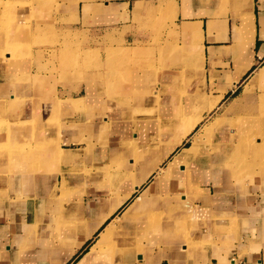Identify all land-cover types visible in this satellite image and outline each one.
I'll return each mask as SVG.
<instances>
[{"label":"crops","instance_id":"crops-1","mask_svg":"<svg viewBox=\"0 0 264 264\" xmlns=\"http://www.w3.org/2000/svg\"><path fill=\"white\" fill-rule=\"evenodd\" d=\"M53 18L55 30L109 42L124 37V46L135 57L155 51L158 59L163 48H170L175 54L169 69L151 88L154 102L168 107L167 116L149 120L146 128L134 123L129 112L123 119L111 108L103 112L101 105L111 103L95 94L94 85L59 92L46 84L51 77L37 69L35 60L22 78L1 65L0 119L21 123L42 105L48 117L55 99L61 113L70 117L56 140L63 152L55 165L51 148H46V163L39 170L32 148L0 159V264H264V149L249 168L234 159L239 117L251 120L245 126L238 121V126L246 133L251 129L256 144L264 140V0H80L71 8H59ZM189 37H197L194 49L203 55L202 63L188 55L194 51ZM7 55V62L14 61ZM187 70L189 78L180 81L179 74ZM38 94L51 98L37 101ZM215 99L220 103L210 110ZM179 105L185 117L199 118L200 124L118 207L150 162L139 156L134 165L135 153L144 156L155 149L153 143L162 144L151 141ZM205 127L209 135L202 150L171 171L176 156ZM127 132L134 133V139L124 137ZM15 133L14 138L20 134ZM44 137L52 141V135ZM87 160L96 167L90 174L85 172ZM81 163L82 173L74 170ZM113 174L120 176L115 180ZM189 181L193 195L168 224L148 229L132 220L122 223L141 198L168 195L176 205L183 202ZM156 204L155 212L162 211V204ZM112 227L116 234L142 227L141 238L137 245L95 249Z\"/></svg>","mask_w":264,"mask_h":264},{"label":"rangeland","instance_id":"rangeland-1","mask_svg":"<svg viewBox=\"0 0 264 264\" xmlns=\"http://www.w3.org/2000/svg\"><path fill=\"white\" fill-rule=\"evenodd\" d=\"M77 2L80 0L48 2L47 0H0V66L4 65L8 69L16 70L22 78L24 71L35 60L37 69L42 74L51 77L46 80V84L53 85L59 92L63 90V87L79 89L87 84L94 85L95 94H101L102 98H106V101L111 103V105L108 103L101 105L103 112H108L111 108L116 111L117 119H123L126 112H129L128 115L133 117L134 123L143 124L146 128H149V120H156L160 114L167 116L168 107L159 106L154 102L152 98L155 92L151 88L156 84L157 78L169 69L170 58L173 57L172 53H175L166 46L160 51L158 59H155V51H150L145 57H135L131 55L132 50L124 46V37H115L109 42L100 41L97 37H89L75 31L55 30L53 24L56 20L53 15L59 12V8L64 5L71 8ZM140 45L138 44L136 48L141 49ZM192 50L196 52L194 47ZM7 53H10L14 61L7 62V57H9ZM187 76L188 74L183 73L182 81L187 79ZM44 98L51 97L49 94H38L36 97L37 101H43ZM144 99L148 101L143 106H139ZM53 104L52 110L49 109L46 112L48 117H44L45 111L42 105L36 115L34 112L31 113L28 119L21 123L14 124L0 119V159L12 157L10 153L13 151L24 154L32 148L34 149L32 159L36 169L39 170V167L46 163V148H51L53 165L58 162L55 157L61 156L63 151L57 145L56 140L60 137L63 121L70 116L65 117L61 113L58 99H55ZM20 111L22 112L23 109ZM125 117L128 118L126 115ZM240 119L239 117L237 121L235 120V127L238 121H242V126L251 121ZM161 124L164 127L168 126L166 121H162ZM14 130L19 131L18 137L14 138L16 134ZM242 131L245 132V130ZM244 132H241L243 134L236 148L242 153L239 152L238 155L241 157L240 162L249 168L256 163L259 149H264V140L256 144L253 131L250 129L249 133L244 134ZM45 134L52 135V141L45 142L51 138L50 136L44 137ZM133 134L127 132L124 137L128 140L129 138L134 139ZM137 144L143 146L140 139ZM57 151L60 152L57 153ZM156 153L157 150L154 149L147 155H138L148 159ZM245 159L246 162H244ZM248 160L250 164H247ZM101 163L108 164L109 162L102 161ZM85 164L89 168H85L86 173L90 174L96 168L92 160H87ZM237 164L243 166L238 162ZM82 167L81 163L74 170L79 169L78 171L82 173L84 172L81 170ZM187 233L189 234L190 230ZM147 237L148 234H146Z\"/></svg>","mask_w":264,"mask_h":264},{"label":"bare ground","instance_id":"bare-ground-1","mask_svg":"<svg viewBox=\"0 0 264 264\" xmlns=\"http://www.w3.org/2000/svg\"><path fill=\"white\" fill-rule=\"evenodd\" d=\"M243 37H244V35H243ZM189 38H191L193 40L192 41V47H195L196 42H197L196 41V38L197 37H189ZM188 55H190L191 57L200 58V62L201 63L203 62V56H202V54L199 53V52H197V51L196 52H193L192 51ZM184 73L185 74H188V76H190L189 75L190 72L188 70L186 72H184ZM182 76H183L182 74H179V77L178 78H179L180 81L182 80ZM188 76H187V78H189ZM218 102H219V100H216V99L213 100L212 101V104L211 105L209 104L210 105V108L209 109L210 110L215 109L218 106L217 105ZM203 104H204V102H203ZM200 122L201 121H200L199 118L191 117V116L190 117H185L184 112H183V107H182V105H179L176 108V112H175L174 118L168 120V122H167L168 126L167 127H164L163 126V130H162V125L159 124L160 125L159 127H160L161 132H158L157 133L158 137H153V141H151V144L154 141H158V143H161L162 142V144L161 145H157L156 143H153L151 145V147H154L155 146V150H157V153L155 155H152L151 158H149V161L150 162H149V165L146 168L145 172H143V173H142V171H139L138 172V174L136 176V183H133L132 186L127 189L128 191H126L125 193H123L124 194V197L119 201V204H117L118 207H120L129 198V196L132 193H134L139 187H141L146 182V180L161 166V164L165 160H167V158L176 150V148L178 146L183 145L184 141L194 132V130L197 128V126L200 124ZM236 125H237L236 128H239L237 131H240L239 132V136L241 137L242 134H243V133L241 134V131L244 130V129L242 128V130H241V127H239L238 124H236ZM214 126H215V124H214ZM216 126H218V125H216ZM205 131H207V132L209 131L207 129V127L203 128L202 129V132H200L199 134H196L194 136V138L192 139V144H191L190 147H185L184 150H183V152L180 155L176 156L174 162H172L170 164V170L171 171L176 166H178L180 164H184L185 162H187L190 159H192V157L196 156L202 150V142L209 135L208 134L209 132L208 133H204ZM213 132H214V130H213ZM242 132H244V131H242ZM245 132H244V134H245ZM241 141H243V140H241ZM238 143H237V145H238ZM239 150L240 149L237 150L238 153H236L237 155H236V157H234V159H235V161H237L240 164L241 163L240 162V158L241 157L238 156L239 155V152H240ZM135 156H136V153H135ZM135 156H134V160H133L134 161V163H133L134 165H136L138 163V160H139V155H137V157H135ZM141 157H140V159L143 158V157L142 158ZM242 158H243V156H242ZM55 159L60 160L61 159V156L57 155L55 157ZM246 159H247V157H246ZM246 159L244 160V162H246ZM249 161L250 160L247 161L248 162L247 164H250ZM241 164L244 165L243 162ZM245 165H246V163H245ZM109 173H111V172H109ZM112 176H114V174ZM119 176L118 175L117 176L115 175L113 178L116 180V179L119 178ZM138 176H140V178H137ZM126 182H128V181L126 180ZM189 182H190V184H189L188 189L190 188V190L187 191V199L186 200H183V202H179V204L176 205V204H174L172 202V200H170L169 198H167L168 195H156V196H153L154 198L151 197L149 199H146V198H143L142 199L141 198L137 203H135L133 206H131L126 211V213L124 214L123 219L121 220L122 223H124V225H126L128 221H131L132 220L133 223L134 224H137V225H141V224L143 225V224H145L148 229H152V228L155 229L156 228L155 225H159V224L162 225L164 223L165 224H168V220H171L173 218L174 214L176 215L177 208L178 207H183V208L186 207L187 204H188V202H189V197H191L193 195V191H194V189L192 187L193 185H192L191 181H189ZM191 192H192V194H191ZM157 202H159V203L162 204V206H163V210L162 211H158L157 210L158 212H155L154 209L156 208L155 205H157L156 204ZM148 203H150V205H148ZM166 207L169 208L168 211L165 210ZM142 220L144 222H142ZM169 224H171V223L169 222ZM114 229L115 228L112 227L111 229L106 230L102 234L101 239L97 243L95 249H97V248H104V246H106L107 244H108V246L110 244V247H119L121 245H122V247H124V246H129L130 244H133V245L136 244L137 245V243L139 242V239L141 238L140 237L141 236L140 229L133 228L131 231L125 230L121 234L114 233ZM126 233H129V234L132 233V235H129V234H126ZM146 240H148V239H146ZM113 252L114 251H112V253ZM99 253H101V252H99Z\"/></svg>","mask_w":264,"mask_h":264}]
</instances>
